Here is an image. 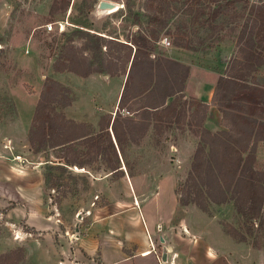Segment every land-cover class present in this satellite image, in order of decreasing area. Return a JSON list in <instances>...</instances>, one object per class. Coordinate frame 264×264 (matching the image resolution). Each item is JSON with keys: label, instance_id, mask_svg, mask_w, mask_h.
Returning <instances> with one entry per match:
<instances>
[{"label": "rangeland", "instance_id": "obj_1", "mask_svg": "<svg viewBox=\"0 0 264 264\" xmlns=\"http://www.w3.org/2000/svg\"><path fill=\"white\" fill-rule=\"evenodd\" d=\"M103 1L120 9L112 14L101 12ZM263 3L264 0H0V264H83L74 257L82 230L106 213L113 201L110 211L118 212L114 222L123 221V226L130 228L129 236L134 232L141 237L143 232L151 237L149 227L145 233L135 214L151 221L163 219L170 235L179 236L188 228L190 235H185L183 257L186 261L199 260L200 253L192 248L201 242L204 251L208 245L210 255L218 257L217 264L227 263L229 256L237 264H264V214L249 222L236 211L233 202L210 204L208 212L178 202V191L187 181L200 141L195 127L200 115L194 112L197 101L184 99L180 92L184 70L166 58L175 50L197 53L203 58L212 57L214 52L218 57L216 66L209 65L207 59H200L199 64L215 67L218 74L226 75L237 52V38L248 8ZM218 6L220 12L214 17L212 12ZM154 17L166 22L150 57L154 63L161 62L157 74L160 90L147 99L140 97L144 78L139 71L126 90L121 117H142L141 108L158 101L164 89L171 87L177 92L172 98L186 119H181L180 124L163 123L154 129L151 139H145L146 134L138 143L127 142L118 152L122 171L115 174L108 166L110 159L118 161L115 155L93 146L89 139L40 151L32 148L30 128L47 78L70 88L72 100H77L74 110L85 119L94 114L95 105L103 109L110 104L118 90L116 83L90 88L79 77L65 78L69 72H57L55 64L65 48L83 49L87 43L83 34H98L131 45L135 35L159 30ZM50 23L52 32L46 29ZM60 25L64 27L62 32ZM164 37L171 42L169 49L160 45ZM129 51L128 46L121 47L117 55L125 56ZM106 52L104 46L102 53ZM86 54L94 57L93 53ZM119 78L125 85L126 76ZM248 81L264 88V66ZM98 90L106 102L99 100ZM215 107L223 117L219 106ZM66 108L58 106L64 113ZM83 124L92 128L93 135L100 131V121ZM171 143L178 149L170 147ZM257 157L264 164V142L259 144ZM125 177H129L128 182L123 180ZM102 184L113 190L112 195L102 189ZM164 231L157 237L161 253L164 250L159 240L165 236ZM171 256L173 262L178 259L176 254Z\"/></svg>", "mask_w": 264, "mask_h": 264}, {"label": "trees", "instance_id": "obj_2", "mask_svg": "<svg viewBox=\"0 0 264 264\" xmlns=\"http://www.w3.org/2000/svg\"><path fill=\"white\" fill-rule=\"evenodd\" d=\"M220 8L218 6L212 12L214 17L218 15ZM153 22L159 25V30L150 35H135L131 45L98 34H83L87 39L83 49L76 51L74 46L65 48L55 64L59 73L69 72L81 78L94 74L127 76L119 109L115 118L112 115L102 117L100 131L93 135L91 127L68 119L64 112L58 110V106H71V91L54 79L47 78L30 128L29 141L32 148L40 151L89 139L93 146L110 151L118 160L115 141L119 149L123 150L127 142L140 141L151 126L150 121L154 122L158 130L165 122L180 124L181 119H186L185 112L177 108L176 99L162 108L168 97L177 94L171 87L164 89L158 101H151L141 108L144 111L142 117L137 116L136 120L121 117L126 90L132 86L139 71L144 78L140 97L147 99L156 90H160L157 74L162 68L161 62L159 60L154 63L150 57L158 42L159 31L166 28V22L155 17ZM104 46L107 47V52L103 54ZM127 46L130 51L125 56L117 55L121 47ZM236 47V55L232 57L226 75L219 78L212 102L214 106H219L223 114L224 129L216 133L206 129L204 121L209 106L198 101L194 104V112L200 115L199 122L195 124L200 141L187 181L178 191V202L182 206L195 205L203 212L209 211L210 204L233 202L236 211L251 222L264 214V164L257 157L259 144L264 142V88L256 82L248 81L264 66V3L252 4L248 8ZM187 49L190 48L187 46ZM88 52L93 53L94 57L87 56ZM174 65L184 70L182 83L179 84L181 90L189 68L177 63ZM252 80L255 81L254 78ZM143 121H148L149 124ZM108 166L114 174L122 171L119 160L114 162L110 159Z\"/></svg>", "mask_w": 264, "mask_h": 264}, {"label": "crops", "instance_id": "obj_3", "mask_svg": "<svg viewBox=\"0 0 264 264\" xmlns=\"http://www.w3.org/2000/svg\"><path fill=\"white\" fill-rule=\"evenodd\" d=\"M161 46L167 49L170 48V47H165L163 45ZM212 53H213L212 57H209V55H207L205 58H203V56L197 53L175 50V51H171V54L169 56L170 58L168 57L166 58L169 59L170 61H173L174 63H177L182 66H186L189 68L188 77L186 78L184 82V87L181 88L182 91L180 92L185 95L184 99L194 98L196 101L201 102L203 104H207L209 106L207 113H206V118L204 121V127L211 132H218L222 128V117H221L220 112L212 104V102H213L214 92H215L217 83L221 75L218 74V72L215 70V67L209 68L207 67V65L202 66L199 64L200 59H201V62L204 59H207L210 61L209 65H213V64L215 65L218 57L216 53L214 52ZM204 64H207V63H204ZM71 76L79 77L73 73H68L65 76V78L71 77ZM79 78L83 79V81H85V83H87L88 87L90 86V88H95L94 85L101 84V83H103L104 85L106 83L108 84L116 83L118 90L115 96L113 97V99L111 100L110 104L104 105L105 108L103 107V109L102 108L97 109V106L95 105L94 114L88 115L87 119H85V117L82 115L81 117H78L79 115L78 112L74 110V106L77 103V100L75 98L71 106L66 108L65 113L67 117L70 120H73L75 122L90 123V124H95L97 121L98 122L101 121V118L107 115L109 116L112 115V118H115L118 112L120 99H121L122 92L125 86L123 85L124 81L120 79L119 76L111 77L110 75H103V74H94L87 78H81V77ZM126 80H127V76H126ZM181 83H182V79L180 80L179 84ZM73 90L74 89H72V91ZM98 92H99L98 93L99 100L101 102L103 101L106 102L104 95L100 94L101 91L98 90ZM172 97L174 96L168 97V99L166 100L165 106L162 108L169 106L174 101ZM154 129L157 130V128H155L153 124L151 126V129L147 131L146 133L147 135L145 134L146 135V137L144 136L145 139L152 138ZM110 131L112 133L111 128H110ZM151 141L152 140L146 141V143L150 144ZM129 142L133 143L132 141H129ZM180 142L183 143L185 142V140L180 139ZM115 145L117 147V151L119 152L120 149L116 141H115ZM170 147L172 148L174 147L175 149H178L179 146L177 147L171 143ZM118 160L120 164L119 157H118ZM111 172L113 171L111 170ZM127 178L125 177L123 178V180H126L128 182L129 177ZM102 185H103L102 189L105 192L109 191L110 194L112 195L113 190L110 191L109 187L107 189L104 184ZM114 202L115 201L111 202L110 204L111 210L113 209L111 205ZM135 207H132V208L135 209ZM136 208H138V206ZM110 209L106 211V213L103 210L104 214L102 213L103 215L101 217L94 219L91 223L87 224L83 228L82 234L80 235L78 239V247L74 251V257L76 258L75 259L76 261L78 262L80 261L83 264H160L158 261V256L161 255L164 264H176V263L177 264H217L219 263L217 256L210 255L209 253L210 247L208 245H206V249L204 251V247L202 248L201 242L193 246L192 248L193 252L196 251L200 253L199 254L200 257L198 261L195 258L187 259V261L186 259L183 258L185 251H186L185 235H188V236L190 235L188 228L187 229L185 228L184 232L181 231L180 234H178L179 236L170 235L169 231L167 230V226L165 225V223H163V219L161 221L157 219H153L151 221L152 218L147 219V218H143L141 214L140 216L135 214V219L137 223L140 224L141 223L140 221H142V225L144 227L145 233L149 227L150 232H151V237L148 233L145 235L143 232L141 233L142 235L141 237L139 235H135L134 232H133V235L129 236L130 228L125 225L123 226L124 224L123 221L114 222V220H117L116 218L118 216L116 215L118 214V212L110 211ZM125 210H128V209H125ZM112 221L114 223H112ZM163 229H165L166 231H164ZM195 229L196 228H193V231ZM160 231H164V234H165V236L159 240L160 243L163 244L162 250L164 251L162 253L160 252V249L158 248V243H157V237ZM172 254H176L178 258L174 262L171 260ZM227 256H229V253ZM229 257L230 259L226 258L227 263L225 262L223 263L222 261V264H237V260L234 257L233 258L231 256Z\"/></svg>", "mask_w": 264, "mask_h": 264}, {"label": "built area", "instance_id": "obj_4", "mask_svg": "<svg viewBox=\"0 0 264 264\" xmlns=\"http://www.w3.org/2000/svg\"><path fill=\"white\" fill-rule=\"evenodd\" d=\"M46 29H47L48 32H52L53 31V25L51 23L47 24L46 25ZM59 30H60V32L64 31L63 25H60V29ZM160 44L165 46V47H171V42L169 41V39L167 37L162 38L161 41H160ZM158 261H159L160 264H164L163 263V259H162L161 256H158Z\"/></svg>", "mask_w": 264, "mask_h": 264}, {"label": "bare ground", "instance_id": "obj_5", "mask_svg": "<svg viewBox=\"0 0 264 264\" xmlns=\"http://www.w3.org/2000/svg\"><path fill=\"white\" fill-rule=\"evenodd\" d=\"M119 9H120V7H119L118 5H116V4H114L113 7H110V8L107 9V10H100V11H101V12H106V13H108V14H112V13L117 12Z\"/></svg>", "mask_w": 264, "mask_h": 264}, {"label": "water", "instance_id": "obj_6", "mask_svg": "<svg viewBox=\"0 0 264 264\" xmlns=\"http://www.w3.org/2000/svg\"><path fill=\"white\" fill-rule=\"evenodd\" d=\"M114 4L110 3V2H106V1H103L100 3V9L101 10H107L109 9L110 7H113Z\"/></svg>", "mask_w": 264, "mask_h": 264}]
</instances>
